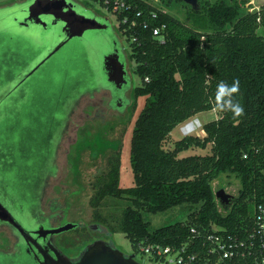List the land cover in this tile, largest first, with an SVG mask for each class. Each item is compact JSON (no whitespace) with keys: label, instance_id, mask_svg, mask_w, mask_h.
<instances>
[{"label":"trees","instance_id":"obj_1","mask_svg":"<svg viewBox=\"0 0 264 264\" xmlns=\"http://www.w3.org/2000/svg\"><path fill=\"white\" fill-rule=\"evenodd\" d=\"M91 1L112 12L117 0ZM118 1L122 7L114 13L117 29L131 49L140 81L134 96L145 98L130 143L134 186L120 187L118 159L110 160L107 175L94 185L90 204L97 208L106 197L126 200L129 205L122 211L119 231L133 253L150 262H167L142 251L160 245L174 251L184 248V258L195 256L190 264H234L220 260L208 238L218 236L222 243L225 236L246 238L254 226L256 206L264 203V38L256 33L264 28V8L241 15L245 0L213 4L198 0L200 14L188 26L143 0ZM114 47L120 51L117 43ZM76 58L70 55L66 68L71 110L81 98L98 92L88 60L82 56L78 64ZM77 67L80 74L74 77L71 72ZM234 80H239V92L232 94V101L243 107L241 115L218 106L222 102L215 95L219 82L231 85ZM205 112H214L216 119L203 125V137H170L176 127ZM15 124L12 116L0 122V195L9 198L10 191L24 188V195L30 190L39 198L43 186L34 183L44 173L45 144L38 152L29 146L31 139L23 137L20 143ZM47 125H52L53 149L59 139L57 125L63 123ZM208 145L210 154L179 157L183 151L205 150ZM33 163L37 168L28 169ZM222 176H234L240 184L229 207L220 204L212 188ZM183 205L196 207L183 223L150 230L143 218Z\"/></svg>","mask_w":264,"mask_h":264},{"label":"rangeland","instance_id":"obj_2","mask_svg":"<svg viewBox=\"0 0 264 264\" xmlns=\"http://www.w3.org/2000/svg\"><path fill=\"white\" fill-rule=\"evenodd\" d=\"M30 1L0 0V16L7 15L14 8L22 7ZM71 1L74 3L78 14L87 18H94L101 24H107L109 30L108 32L89 31L84 38L70 42L64 49L66 58L72 54L77 56L78 64L82 56L88 60L90 69L95 75L92 85L96 86L98 92L93 97L85 96L81 98L74 106L70 119L66 124V132L58 148L56 167L55 164H50L46 171V176L55 171L56 173L54 176H48L50 178L46 180L41 188L40 198L45 199L42 210L49 211L48 201L56 200V206L60 207L58 208L60 212L58 218L60 219L57 218L58 220L56 219L55 223L61 226L68 223L80 225V227L65 232L58 237V242L62 247L71 249L63 250L65 254L77 253L91 241L107 240L121 254L129 256L133 254V248L125 235L119 231L122 211L129 203L126 200L106 197L95 208L90 204V199L95 192V183L97 180L105 178L109 171V161L115 158L118 159L120 166V187L130 188L134 186L129 157L130 143L135 122L142 111L145 98L137 99L134 96V89L140 84V81L134 73L135 63L130 58L131 49L117 29L118 25L114 14L91 0ZM143 1L158 10L168 13L188 26H192V21L195 20L194 17L199 13V11H193L190 6L183 2L180 3L175 0ZM205 1L213 4L218 0ZM227 1L230 2L231 0ZM245 1L241 15L245 12H254L264 8V0ZM1 25L3 23L0 24V27H2ZM14 26L16 25L14 24ZM256 33L264 38V28L260 27ZM8 35L7 31L0 29V60L3 52L9 51V53H12L15 49V42L10 41L8 38L10 35ZM112 41L117 43L120 50L118 52L122 56L126 73L128 72L130 78L128 80L129 85L126 87V89H129L126 91V97L124 98L126 106L121 112H117V109L115 110L110 106L111 96L108 92L110 87H108L102 67L103 57L114 49ZM72 73L74 77H79V68L74 69ZM4 77L5 75L0 76V84L4 82ZM56 77L55 79L58 80V74H56ZM114 94L118 96V94ZM112 104L113 101H111ZM195 117L202 124L216 119L214 112L201 113ZM179 127H176L170 133L173 140L181 139ZM197 133H200V131ZM206 154H210V145L205 150L193 147L181 152L179 157ZM11 178L15 177L11 175ZM212 188L216 194L223 191V194L235 200L238 197L240 184L234 176H222L212 183ZM23 189L10 191L8 193L9 198L15 201H17L16 198H36L30 190H28L30 193L24 195L22 192L26 189ZM4 197L1 193L0 198ZM17 204L15 203L14 207ZM51 207H55V204H51ZM195 210L196 207L183 205L164 213L144 214L143 218L149 223L150 230H155L175 223H183L187 220L189 213ZM95 225L99 226L102 231L97 232L89 229L90 226ZM3 230L5 229L2 228ZM1 235L2 233H0ZM135 256L136 261L141 264H170L168 261L166 263L150 262L147 257L139 253H136ZM18 264L26 263L19 261Z\"/></svg>","mask_w":264,"mask_h":264},{"label":"flooded vegetation","instance_id":"obj_3","mask_svg":"<svg viewBox=\"0 0 264 264\" xmlns=\"http://www.w3.org/2000/svg\"><path fill=\"white\" fill-rule=\"evenodd\" d=\"M108 30L109 26L105 31L108 32ZM88 32L86 31L80 38L75 37L68 41L35 70L34 66L47 55L45 51L48 47H43L44 44L49 42L50 48L52 45L59 44L63 39L62 25L60 23L53 26L47 25L45 29H42L40 26L23 24L13 26V31L9 32L8 38L15 42V49L12 53L3 52L0 60V76L5 75L4 82L0 84V122L12 116L16 121L15 126L19 132L20 143L23 137L27 140L31 139L29 146H32L35 151L39 152L43 148L42 145L45 144L44 161L46 163L43 162L41 167L44 168V173L42 178L33 182L36 185L44 186L47 180L44 176L50 164H55L56 167L58 148L73 111L70 108L66 70L69 57L66 58L64 49L70 42L84 38ZM112 43L114 46L116 45L114 41ZM114 49L116 48L114 47ZM56 74L59 76L58 80L55 79L57 78ZM129 79L127 72L125 77L127 83L119 90H115L111 84L109 85L110 106L112 107L111 101H113L114 107L112 108L117 109V112L123 111L126 106L124 98L129 89H126ZM114 93L118 96H115ZM52 122L63 123L60 128L57 125L59 139L53 149H51V143H53L54 135L50 130L52 125H47ZM38 138L42 141H39ZM19 151L21 152V148ZM34 168H37L34 163L28 167L31 170ZM16 200L0 198V202L11 215L31 233V238L28 239L29 244H27L12 227L6 223H0V233H2L0 236V264H18L19 261L26 264H38L42 255L54 258L57 254H63L73 259L76 253L65 254L63 250L71 249L62 247L58 242V237L63 233L51 237H40L44 233L43 231H40L39 235L34 234L41 228L45 231L61 226L55 223L60 219L58 218L60 213L58 208L60 207L56 206V200L48 201L49 211L47 212L42 210L44 198H16ZM15 203H18L16 207H14ZM51 204H55V207H51ZM78 227L80 225L75 228ZM2 228L5 230L2 231Z\"/></svg>","mask_w":264,"mask_h":264},{"label":"water","instance_id":"obj_4","mask_svg":"<svg viewBox=\"0 0 264 264\" xmlns=\"http://www.w3.org/2000/svg\"><path fill=\"white\" fill-rule=\"evenodd\" d=\"M182 2L191 7L193 11H199L200 6L198 0H182ZM50 20V22H47ZM0 29L9 32L13 31L14 24L21 26L23 24L40 26L45 29L47 25H62L63 39L57 45L48 47L45 53L47 55L34 66V70L38 68L50 55L56 52L60 47L65 45L73 38H80L86 31H99L107 28L106 24L99 23L94 18H87L77 13L75 5L71 0H31L22 7L14 8L7 15L0 16ZM51 36V35H50ZM50 45V44H49ZM103 70L107 78V82L117 89H121L127 83L125 77L127 75L125 65L120 61L118 50L114 49L111 53L103 57ZM220 204L229 207L233 204L234 198L223 194V191L215 193ZM0 223H6L17 234L29 244L28 239L31 233L27 231L4 207L0 202ZM77 225L66 224L57 229L43 230L38 229L34 234L44 233L40 237L53 236L73 230ZM92 231H101L97 225L90 226ZM55 255V254H54ZM135 254L129 256L121 254L107 240L91 241L84 245L80 251L76 253L73 259L63 254H57L54 258L42 255V259L38 264H141L135 259Z\"/></svg>","mask_w":264,"mask_h":264},{"label":"built area","instance_id":"obj_5","mask_svg":"<svg viewBox=\"0 0 264 264\" xmlns=\"http://www.w3.org/2000/svg\"><path fill=\"white\" fill-rule=\"evenodd\" d=\"M120 7L121 1L114 2L112 13L114 14ZM159 30H153V35L157 36ZM203 125L197 117H192L179 125L181 138L188 136L203 137ZM200 131V133H197ZM193 232V231H192ZM216 246L220 260L233 261L234 264H264V203L256 206L254 211V226L252 231L244 239L225 236V243L221 242L218 236H209ZM145 254L154 257H164L170 264H190L195 256L184 258V248L174 251L169 247L160 245H149L142 249ZM212 249L210 251L213 252Z\"/></svg>","mask_w":264,"mask_h":264},{"label":"clouds","instance_id":"obj_6","mask_svg":"<svg viewBox=\"0 0 264 264\" xmlns=\"http://www.w3.org/2000/svg\"><path fill=\"white\" fill-rule=\"evenodd\" d=\"M239 92V80H234L231 85L221 81L216 87V98L222 102L221 105L226 108H231L236 115H241L244 111L243 107L239 103L232 101V94Z\"/></svg>","mask_w":264,"mask_h":264},{"label":"crops","instance_id":"obj_7","mask_svg":"<svg viewBox=\"0 0 264 264\" xmlns=\"http://www.w3.org/2000/svg\"><path fill=\"white\" fill-rule=\"evenodd\" d=\"M204 134V133H203Z\"/></svg>","mask_w":264,"mask_h":264}]
</instances>
